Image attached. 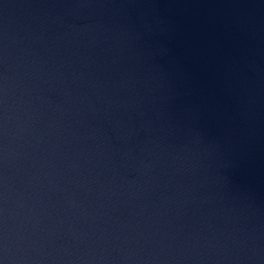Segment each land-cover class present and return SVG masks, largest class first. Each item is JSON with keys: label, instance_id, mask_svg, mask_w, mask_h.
<instances>
[{"label": "water", "instance_id": "95a60500", "mask_svg": "<svg viewBox=\"0 0 264 264\" xmlns=\"http://www.w3.org/2000/svg\"><path fill=\"white\" fill-rule=\"evenodd\" d=\"M0 94L264 183V0H0Z\"/></svg>", "mask_w": 264, "mask_h": 264}]
</instances>
